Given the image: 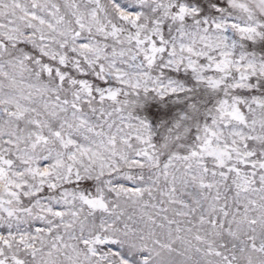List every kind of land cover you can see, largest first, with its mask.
I'll list each match as a JSON object with an SVG mask.
<instances>
[{"label": "snow or ice", "instance_id": "snow-or-ice-1", "mask_svg": "<svg viewBox=\"0 0 264 264\" xmlns=\"http://www.w3.org/2000/svg\"><path fill=\"white\" fill-rule=\"evenodd\" d=\"M0 228V264H264V0H0Z\"/></svg>", "mask_w": 264, "mask_h": 264}, {"label": "rangeland", "instance_id": "rangeland-1", "mask_svg": "<svg viewBox=\"0 0 264 264\" xmlns=\"http://www.w3.org/2000/svg\"><path fill=\"white\" fill-rule=\"evenodd\" d=\"M36 226H40L38 222H37ZM3 231H4V229L0 228V232H3ZM108 247H110L113 251H119L122 253L127 252V248L124 245H109Z\"/></svg>", "mask_w": 264, "mask_h": 264}]
</instances>
